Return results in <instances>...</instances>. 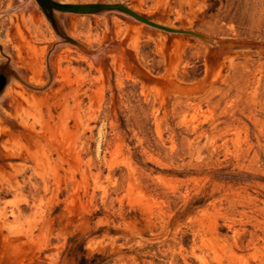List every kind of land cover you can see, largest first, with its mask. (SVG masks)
<instances>
[{
  "label": "rangeland",
  "instance_id": "rangeland-1",
  "mask_svg": "<svg viewBox=\"0 0 264 264\" xmlns=\"http://www.w3.org/2000/svg\"><path fill=\"white\" fill-rule=\"evenodd\" d=\"M52 1L198 37L0 0V264H264V0Z\"/></svg>",
  "mask_w": 264,
  "mask_h": 264
},
{
  "label": "water",
  "instance_id": "water-1",
  "mask_svg": "<svg viewBox=\"0 0 264 264\" xmlns=\"http://www.w3.org/2000/svg\"><path fill=\"white\" fill-rule=\"evenodd\" d=\"M35 1L40 6L46 8L49 12L57 11L62 13L93 14L102 11H117L131 17L132 19H134L139 23H142L159 31H163L169 34H184V35L198 37L197 34L189 31L173 29L154 23L122 4H61V3H56L52 0H35ZM1 89H2V83L0 81V91Z\"/></svg>",
  "mask_w": 264,
  "mask_h": 264
},
{
  "label": "trees",
  "instance_id": "trees-1",
  "mask_svg": "<svg viewBox=\"0 0 264 264\" xmlns=\"http://www.w3.org/2000/svg\"><path fill=\"white\" fill-rule=\"evenodd\" d=\"M76 249L82 253V249H83L82 242L80 241V239H78V236L70 237L67 241V251L68 253L75 254ZM94 257L98 258L99 256L94 255ZM79 260L80 262H83V264H100V263H93L92 261H89L88 259H86L84 255L80 256Z\"/></svg>",
  "mask_w": 264,
  "mask_h": 264
},
{
  "label": "bare ground",
  "instance_id": "bare-ground-1",
  "mask_svg": "<svg viewBox=\"0 0 264 264\" xmlns=\"http://www.w3.org/2000/svg\"><path fill=\"white\" fill-rule=\"evenodd\" d=\"M29 16V15H28ZM33 17V16H32ZM32 17H30V19H33Z\"/></svg>",
  "mask_w": 264,
  "mask_h": 264
},
{
  "label": "flooded vegetation",
  "instance_id": "flooded-vegetation-1",
  "mask_svg": "<svg viewBox=\"0 0 264 264\" xmlns=\"http://www.w3.org/2000/svg\"><path fill=\"white\" fill-rule=\"evenodd\" d=\"M2 79H0V81H1ZM2 82V81H1Z\"/></svg>",
  "mask_w": 264,
  "mask_h": 264
}]
</instances>
